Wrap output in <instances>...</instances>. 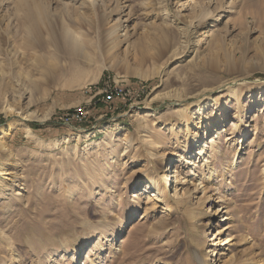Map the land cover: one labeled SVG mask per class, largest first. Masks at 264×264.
Here are the masks:
<instances>
[{
    "label": "rangeland",
    "instance_id": "obj_1",
    "mask_svg": "<svg viewBox=\"0 0 264 264\" xmlns=\"http://www.w3.org/2000/svg\"><path fill=\"white\" fill-rule=\"evenodd\" d=\"M217 1L0 0V166L19 175L0 177V264H264V19L223 0L192 52L171 59L162 45L178 40V15ZM30 5L46 10L41 43ZM115 84L130 95L105 109ZM79 106L88 120L66 125ZM202 116L215 131L184 168Z\"/></svg>",
    "mask_w": 264,
    "mask_h": 264
},
{
    "label": "bare ground",
    "instance_id": "obj_2",
    "mask_svg": "<svg viewBox=\"0 0 264 264\" xmlns=\"http://www.w3.org/2000/svg\"><path fill=\"white\" fill-rule=\"evenodd\" d=\"M222 1L223 0H218L215 4V7L212 10H207L206 13L200 14L199 17H188L186 14H181L178 15V20L175 22V29L177 30V35H178V40L174 45H169V36H165L163 39V47L164 50L169 53V55H172L170 58L175 59V57H178L182 54H188L194 50V47L196 46V42L199 40V37L205 38L208 36L206 34L207 32L203 30V27L206 26L207 20L208 19H214L213 17L219 18L222 17L223 13H226L228 11L225 10V8L222 6ZM189 4V11L194 12V4L193 3H188ZM245 5L249 8L247 12H244L240 14V12L236 9V4L232 3L231 8H235L236 10H233V14L237 15L240 14V18L243 19L244 22H247L248 19L250 18L252 21L255 20H262L264 19V0H245ZM183 9V8H181ZM46 17V10L38 5H30L26 6L24 8V18L28 21V27L27 31L31 38L33 39L32 43H41L40 35H41V24L43 23V20ZM45 22V21H44ZM48 28V27H47ZM54 31V30H53ZM204 31V32H202ZM192 59L190 58L189 61ZM188 61V62H189ZM226 86H230L229 84H220L216 86L215 88H210V89H204L202 90L197 97L204 99L211 97L212 95L218 93L222 89H224ZM229 88V87H228ZM86 109V107H85ZM7 111H12L14 114H19L22 116V119H28L30 116H32V113L26 112L22 113L21 111H15L13 109L7 108ZM201 109L198 110L197 115L200 114ZM135 116H137L138 119H144L143 117L145 115H141L140 113H137ZM150 116V115H149ZM146 117V116H145ZM201 120L198 122L200 124V129L201 131L197 133V136L191 140L192 142V148H191V153L189 157L185 158V166L186 167H192L195 162L198 160H204L205 158V152L202 150V145H203V140L206 139L208 140L210 133L215 131V122L208 121V119L202 116L200 118ZM205 124V125H203ZM195 126V125H193ZM196 127V126H195ZM198 127V128H199ZM213 127V128H212ZM8 132V130H7ZM6 132V133H7ZM217 132V131H216ZM232 134V135H231ZM230 137L226 138V140H232L234 133H231ZM9 148L4 142H0V154L4 155L6 158L10 157L9 154ZM187 153V152H185ZM193 161V162H192ZM173 162H178L177 160ZM169 164H166L165 160H161L159 162V167L157 168V173H161V178L163 177V185L165 186V191L170 192L171 190L173 191V204L175 206H183L186 204V199L179 198V195L176 190V184L177 182L172 181L173 176L170 175L172 171L170 169L172 166L168 168ZM7 170L4 166H0V177L2 176H8L7 178H3L4 181H6L7 184H16L19 180L18 176L16 173L9 172L7 173ZM175 174L177 173L176 171ZM174 183V184H173ZM6 184V185H7ZM173 184V185H172ZM5 185V184H4ZM15 187V186H14ZM152 190V187L150 184H146L143 190L144 194H150V191ZM185 191V190H184ZM155 201L157 202H162L160 198L155 197ZM150 208V207H149ZM219 208L216 209L214 212L211 214L213 216H217L220 214ZM212 221L209 223L211 225ZM214 224H212L213 226ZM212 226L210 228H212ZM217 226V225H215ZM210 230V229H209ZM209 233V232H208ZM213 235L211 234L210 237ZM215 238V237H214ZM215 246L216 244H212V246ZM210 252V251H209ZM207 252V253H209ZM200 261V260H199ZM202 261H200L201 263ZM203 264V263H201Z\"/></svg>",
    "mask_w": 264,
    "mask_h": 264
},
{
    "label": "built area",
    "instance_id": "obj_3",
    "mask_svg": "<svg viewBox=\"0 0 264 264\" xmlns=\"http://www.w3.org/2000/svg\"><path fill=\"white\" fill-rule=\"evenodd\" d=\"M102 107L109 109L116 101H122L130 95V92L119 84L110 85L106 89H103L99 94ZM66 125H81L80 123L88 120V113L84 106L76 107L73 112L66 114L62 118Z\"/></svg>",
    "mask_w": 264,
    "mask_h": 264
}]
</instances>
